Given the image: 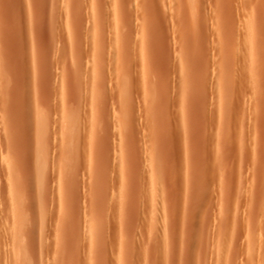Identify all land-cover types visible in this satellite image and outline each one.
<instances>
[{"label": "rangeland", "instance_id": "374dc122", "mask_svg": "<svg viewBox=\"0 0 264 264\" xmlns=\"http://www.w3.org/2000/svg\"><path fill=\"white\" fill-rule=\"evenodd\" d=\"M263 52L264 0H0V264H264Z\"/></svg>", "mask_w": 264, "mask_h": 264}, {"label": "bare ground", "instance_id": "6f19581e", "mask_svg": "<svg viewBox=\"0 0 264 264\" xmlns=\"http://www.w3.org/2000/svg\"><path fill=\"white\" fill-rule=\"evenodd\" d=\"M99 4H100V3H99ZM104 7H105V6H104ZM194 8H195V7H194ZM106 10H107V9H106ZM107 11H108V10H107ZM108 12H109V11H108ZM248 13H249V12H248ZM101 37H102V36H101ZM196 39H197V38H196ZM257 50H258V49H257ZM263 53H264V52H263ZM255 54H256V53H255ZM108 57H109V56H108ZM33 62H35V61H33ZM33 62H32V63H33ZM99 62H100V60H99ZM224 74H225V73H224ZM227 75H228V73H227ZM252 79H253V78H252ZM122 82H124V84H125V81H122ZM226 82H227V81H226ZM227 83H228V82H227ZM245 83H246V82H245ZM245 83H244V84H245ZM119 84H120V83H119ZM119 84H118V85H119ZM122 84H123V83H122ZM122 84H121V85H122ZM122 89H124V87H123ZM126 89H127V88H126ZM226 90H227V89H226ZM122 91H124V90H122ZM122 91H121V92H122ZM122 93L124 94V92H122ZM184 93H185V92H184ZM116 104H117V103H116ZM113 106H114V105H113ZM125 106H126V105H125ZM226 108H227V107H226ZM1 109H2V108H1ZM1 109H0V110H1ZM3 109H4V108H3ZM1 112H2V111H1ZM1 112H0V113H1ZM15 112H16V111H15ZM17 113H18V112H17ZM14 114H15V113H14ZM133 115H134V114H133ZM18 116H19V115H18ZM16 117H17V116H16ZM16 117H15V118H16ZM110 118H111V117H110ZM120 118H121V117H120ZM1 119H2V117L0 118V120H1ZM69 119H70V118H69ZM69 119H68L67 121L65 120L67 125H68V123H69L68 121H70V124H69V125H71V120H69ZM3 120H4V118L1 120V122H2ZM10 120H11V119H10ZM12 120H13V118H12ZM12 120H11V121H12ZM18 120H19V119H18ZM18 120H16V121H18ZM24 120H25V119H24ZM117 120H118V118H117ZM19 121H20V120H19ZM22 121H23V120H22ZM119 121H120V120H119ZM1 122H0V125H1ZM25 122H26V121H25ZM67 122H68V123H67ZM76 122H77V121H76ZM76 122H75V123H76ZM114 122H115V121H114ZM9 123H10L9 120H6L5 123H4V125H3V123H2V125H1L2 128H4L5 130H7L8 128H10V126H11L10 124H11V123H10V124H9ZM13 123H14V122H13ZM36 123H39V122L37 121ZM61 123H62V122H61ZM78 123H79V122H78ZM17 125H18V123H17ZM17 125H16V127H17ZM21 125H22V124H21ZM23 125H24V124H23ZM40 125H41V124H40ZM48 125H50V124H48ZM76 125H77V124H76ZM78 125H79V124H78ZM248 125H249V124H248ZM3 126H4V127H3ZM14 126H15V125H14ZM62 126H64V125H62ZM73 126H75L74 123H73ZM73 126H72V129H74ZM113 126H114V125H113ZM35 127H36V126H35ZM47 127H50V126H47ZM47 127H46V128H47ZM64 127H65V126H64ZM68 127H69V126H68ZM20 128H21V127H20ZM38 128H40V126H39ZM38 128L36 129L37 131H36V130H35V131L38 132V133H39V132L42 133ZM66 128H67V126H66ZM66 128H65V129H66ZM69 128H70V127H69ZM112 128H113V127H112ZM11 129H12V128H11ZM11 129H10V130H11ZM18 129H19V128H18ZM41 129H42V128H41ZM43 129H45V127H44ZM50 129H52V127H50ZM50 129H49V130H50ZM75 129H76V128H75ZM1 130H2V129L0 128V132H1ZM47 130H48V128H47ZM47 130L45 129L46 132H47ZM76 130H77V129H76ZM78 130H79V129H78ZM78 130H77V131H78ZM82 130H83V129H82ZM246 130H247V129H246ZM14 131H15V130H14ZM42 131H44V130H42ZM67 131H68V130H67ZM72 131H73V130H72ZM114 131H115V130H114ZM36 132H34V134H36ZM46 132H45V133H46ZM75 132H76V131H75ZM75 132H74V133H75ZM13 133H14V132H13ZM38 133H37V134H38ZM43 133H44V132H43ZM71 133H73V132H71ZM78 133H79V132H78ZM1 134H3V133H1ZM1 134H0V135H1ZM6 134H7V133H6ZM37 134H36V135H37ZM76 134H77V133H76ZM53 135H54V134H53ZM4 136H5V135H4ZM11 136H12V134H11ZM37 136H38V135H37ZM37 136H36V137H37ZM1 137H2V135H1ZM1 137H0V143H1V141H2V138H1ZM5 137H6V136H5ZM54 137H55V135H54ZM115 137H116V136H115ZM128 137H129V136H128ZM128 137H127V140L129 139ZM8 138H9V137H8ZM38 138H39V137H38ZM40 138H44V137H40ZM36 140H37V139H36ZM44 140H45V139H44ZM44 140H43V142H45ZM76 140H77V139H76ZM137 140H138V139H137ZM137 140H135V141H137ZM140 140H141V139H140ZM14 141H15V140H14ZM40 141H41V140H40ZM46 141H47V140H46ZM78 141H79V139H78ZM81 141H82V140H81ZM17 142L19 143V139H17ZM17 142L15 141V144L13 143V144H14L13 146H17V145H18ZM47 142H48V141H47ZM47 142H46V144H45L46 146H47V144H48ZM121 142H122V141H121ZM40 143H41V142H40ZM66 143L68 144V142H66ZM66 143H65V144H66ZM16 144H17V145H16ZM53 144H54V143H53ZM67 144H66L65 147H64L65 150L67 149L66 147H68ZM114 144H115V143H114ZM1 145H2V144H1ZM36 145H37V144H36ZM41 145H43V144H40V147H41ZM72 145H73L74 148L72 147ZM77 145H78V144H77ZM9 146H10V145H9ZM11 146H12V145H11ZM19 146H20V145H19ZM37 146H38V145H37ZM46 146H44V147H42V148H39L38 150H37L38 147H36L35 149L37 150V152H35V150H34V154L36 153L34 157L37 158L36 155H38V154H39V155H38V158H37L36 160L33 161V163L35 162V163H34V164H35L34 167H35L36 169H37V167H38V169H41V170H36L37 173L40 171V175H41V173H42V168L39 167V164H42V165H40V166H44L43 163L47 160V158L45 159V156H44V157L41 156L42 158L40 157V154L42 153V152H40V151H41V150H46V148H45ZM48 147H49V146H48ZM76 147H77V146H76ZM76 147H75L74 143L71 144V148H73V149H71V150L74 151ZM78 147H79V146H78ZM0 148L3 149L4 147H1V146H0ZM11 148H12V147H11ZM43 148H44V149H43ZM107 148H108V147H107ZM143 148H144V147H143ZM2 149H0V156H1V154H2V156H1L2 158H1L0 160L4 161V158H3V150H2ZM8 149H9V148H8ZM33 149H34V148H33ZM114 149H116V148H114ZM4 150H6V149H4ZM39 150H40V151H39ZM47 150H48V149H47ZM47 150H46V151H47ZM71 150L69 151L70 154H69L68 158H69V157L71 158L72 156H74L73 154H71ZM78 150H79V149H78ZM78 150H75V151L79 152L81 149H80L79 151H78ZM29 151H30V150H29ZM38 151H39V152H38ZM147 151H148V150H147ZM64 152H65V151H64ZM77 152H76V153H77ZM43 153H44V152H43ZM43 153H42V154H43ZM110 153H111V152H110ZM143 153H144V152H143ZM65 154H66V152H65ZM43 155H45V154H43ZM62 155H63V152H62ZM70 155H71V156H70ZM76 155H77V154H76ZM114 155H115V154H114ZM77 156H78V155H77ZM77 156H76V159H77ZM150 156H151V159H152V161H153V156H152V155H150ZM34 157H33V159H35ZM66 157H67V156H66ZM17 158H18V157H17ZM17 158H16V159H17ZM61 158H62V156H61ZM74 158H75V156H74ZM74 158L72 157V159H74ZM146 158L148 159V157H146ZM25 159H26V158H25ZM38 159H43V163H37V162H38ZM44 159H45V160H44ZM72 159H71V160H69V159L67 160L68 163L66 162V167H65V168H66V171H67V169H68V168H67V165H68V164H69V165H72V164H70V163H71V162H74V161H72ZM82 159H83V158H82ZM140 159H141V158H140ZM9 160H11V162H12V159H9ZM48 160H49V158H48ZM77 160H78V159H77ZM16 161H17V164H18V163H21L23 160L20 162V161H18V159H17ZM16 161L14 160L15 163L12 165V166L15 165L14 168H15L16 166H18V169H20L21 165H22V167L24 168V165H23V164L16 165ZM26 161H27V160H26ZM36 161H37V162H36ZM39 161L41 162V160H39ZM49 161H50V160H49ZM60 161H61V160H60ZM62 161H63V159H62ZM62 161H61V163H62ZM8 162H10V161H8ZM23 162L25 163V161H23ZM64 162H65V161H64ZM69 162H70V163H69ZM75 162H76V161H75ZM26 163H27V162H26ZM28 163H31V162H28ZM36 163H37L38 166L36 165ZM47 163H48V161H47ZM50 163H51V162H50ZM50 163H49V164H50ZM61 163H60V164H61ZM34 164H33V165H34ZM53 164H55V163H53ZM53 164L50 166V167H53V168H51V169H53V170H52V174H53V172L55 171V170H54V169H55V168H54L55 166H53ZM63 164H64V163H63ZM77 164H78V163H77ZM79 164H80V163H79ZM5 165L7 166L6 162L4 163V167H5ZM8 165H9V164H8ZM27 165H28V166H27ZM27 165H26V167L28 168L30 165H29V164H27ZM47 165H48V164H46V167H48ZM58 165H59V164H58ZM69 165H68V166H69ZM1 166H3V163H2V162H1ZM36 166H37V167H36ZM60 166H61V165H60ZM22 167H21V168H22ZM44 167H45V166H44ZM46 167H45V168H46ZM104 167H105V166H104ZM8 168H10V170H11L10 172H11V174L14 176L13 173H14L15 171H14L13 169H11V167H8ZM35 168H34V169H35ZM45 168H44V171H45ZM57 168H58V167H57ZM57 168H56V171H57ZM15 169H17V167H16ZM24 169H26V168H24ZM58 169H59V168H58ZM2 170H4V169L2 168ZM12 170L14 171L13 173H12ZM26 170H27V172H25ZM26 170H25V171L23 170L25 173H24V172H22V173H24V174L27 173L26 175H27V176H30V174L28 173V171L30 172L29 168L26 169ZM46 170H48V169H46ZM60 170L62 171V167H61ZM108 170H109V169H108ZM4 171H5V170H4ZM4 171H2V175L5 174ZM7 171H8V170H7ZM49 171H50V170H49ZM64 171H65V170H64ZM111 171H112V170H111ZM143 171H144V170H143ZM17 172H18V171H17ZM18 173H19V172H18ZM18 173H15V174L17 175ZM59 173H60V172H59ZM65 173H66V172H65ZM0 174H1V173H0ZM6 174H7V173H6ZM28 174H29V175H28ZM112 174H113V173H112ZM141 174H142V173H141ZM7 175L12 179V177H11L12 175H10L9 172H8ZM18 175L20 176V173H19ZM18 175H17V177H14V179H12V180H15V182H14V181H10V182L12 183V185H11V184L8 185L9 182H8L6 185L3 184V183H5L9 178H8V179L5 178V177H7L6 175H3V176L0 175V176L2 177L1 179L5 178V179H3V181L7 179L5 182L2 183V185L0 184V185L2 186L1 188H3V189L0 188V190H2V191H1L2 194L5 192L4 189H6L8 186H9V188H10V186H14V184H17L16 181H18V180H20V181H19L20 183L18 182L17 186L20 184L22 187H21V186H19V187L16 186V187H15V190L13 189L14 193H13V191H12V188H13V187L11 188L10 192H9V190H8L9 188H8V189H7V190H8L7 192H9V194H12V193H13L14 195H16V194H17L16 191L19 192L18 190L20 189V187H21V191H22V188H24V187L26 186V184L24 185V183H25L26 181H25L24 183H23V181L21 182V178H23L22 176H24V175H22L21 177H19L20 179L18 178ZM26 175H25V176H26ZM37 175H38V174H37ZM53 175L55 176V173H54ZM53 175H52V176H53ZM63 175H64V174H63ZM35 176H36V175H35ZM38 177H39V176H38ZM47 177H48V176H47ZM15 178H18V179H15ZM24 178H25V177H24ZM35 178H36V177H35ZM1 179H0V180H1ZM26 179L28 180L29 178L27 177ZM42 179H43V177H42ZM45 179H46V178H45ZM9 180H10V179H9ZM9 180H8V181H9ZM22 180H23V179H22ZM68 180H69V179H68ZM1 181H2V180H1ZM1 181H0V183H1ZM70 181H71V180H70ZM42 182H43V181H42ZM67 182H68V181H67ZM13 183H14V184H13ZM36 183H38V182H36ZM153 183H154V182H153ZM22 184H23L24 186H23ZM28 184H30V183H28ZM28 184H27V186H28ZM40 184H41V183H40ZM68 184H69V183H68ZM107 184H108V183H107ZM111 185H112V184H111ZM123 185H124V184H123ZM4 186H5V188H4ZM6 186H7V187H6ZM28 187H29V186H28ZM67 187H68V186H67ZM112 187H113V186H112ZM18 188H19V189H18ZM29 188H30V187H29ZM16 189H18V190H16ZM24 190H25V189H24ZM28 190H29V189H27V191H28ZM112 190H113V188H112ZM3 191H4V192H3ZM25 191H26V190H25ZM25 191H24V192H25ZM27 191H26V192H27ZM41 191H42V190H41ZM165 191H166V190H165ZM11 192H12V193H11ZM112 192H113V191H112ZM15 193H16V194H15ZM19 193H20V192H19ZM166 193H167V191H166ZM166 193H165V194H166ZM0 194H1V193H0ZM9 194H7V195H9ZM22 194H23V196H22L21 194H19L20 196H22L21 198H23V197L25 198L24 193H22ZM25 194H26V193H25ZM29 194H30V193H29ZM109 194H110V193H109ZM5 195H6V194H5ZM5 195L3 194L2 196L4 197ZM19 195H18V196H19ZM162 195H163V193L161 194L160 197H162ZM2 196H0V199H1ZM156 196H157V195H156ZM158 196H159V195H158ZM163 196H164V195H163ZM3 197H2V200L4 199ZM11 197H12V199L14 198L13 195H9V197H5V198H9V199H10ZM21 198H20V199H21ZM24 198H23V199H24ZM162 198H163V197H162ZM162 198H161V200H162ZM9 199H7V201H8ZM14 199H15V198H14ZM16 199L18 200V202H21V201L24 202V201H25V200H24V201H23V200L20 201V199H18V198H16ZM27 199H28V198H27ZM2 200H1V201H2ZM17 200H16V201H17ZM60 200H61V199H60ZM156 200H157V202H158V204H159L160 198L158 199V198L156 197ZM163 200H164V198H163ZM4 201H5V199H4ZM4 201H3V202H4ZM10 201H12V200H10ZM13 201H14V200H13ZM13 201H12V202H13ZM26 201H27V200H26ZM30 201H32V200H30ZM30 201H29V203H32V202H30ZM49 201H50V200H49ZM112 201H115V200L112 199ZM164 201H165V200H164ZM164 201H161L163 205H165L164 203L166 202V201H165V202H164ZM5 202H6V201H5ZM14 202H15V201H14ZM14 202H13V205H15ZM38 202H39V201H38ZM157 202H156V207H157V205H158ZM163 202H164V203H163ZM112 203H113V202H112ZM10 204H11V203H10ZM17 204L19 205V206H17V207H20L23 203H21V204L17 203ZM24 204H25V203H24ZM109 204H110V203H109ZM160 204H161V203H160ZM6 205H7V204H6ZM6 205H5V208L7 209V206H8L9 204H8L7 206H6ZM11 205H12V204H11ZM11 205H10V206H11ZM26 205H27V204H26ZM46 205H47V204H46ZM159 206H160V205H159ZM161 206H162V205H161ZM161 206H160V207H161ZM28 207H29V206H28ZM53 207H54V206H53ZM162 207H163V206H162ZM13 208H14V207H13ZM24 208H25V206H24ZM33 208H34V207H33ZM145 208H146V207H145ZM153 208H154V207H153ZM153 208H152V209H153ZM158 208H159V207H158ZM2 209H3V207H2ZM6 209H3L4 212L6 211ZM10 209H12V208H10ZM19 209H20L19 211H21L22 213H24L23 211H25V209H22V208H19ZM156 209H157V208H156ZM0 210H1V206H0ZM30 210H31V209H30ZM30 210H29V211H30ZM141 210H142V209H141ZM157 210H158V209H157ZM29 211H28V212H29ZM108 211H109V210H108ZM153 211H154V209H153ZM153 211H152V212H153ZM4 212H1V211H0L1 216H3L2 214H3ZM8 212H9V209L7 210V213L5 212V213L7 214L6 216H9V213H8ZM26 212H27V211H26ZM30 212H31V211H30ZM42 212H43V211H42ZM129 212H130V211H129ZM129 212H128V214H129ZM132 212H133V211H132ZM152 212H151V213H152ZM16 213H17V212H16ZM156 213H157V212H156ZM13 214H14V213H13ZM45 214H46V213H45ZM22 215H23V214H22ZM34 215H35V214H34ZM1 216H0V218H1ZM4 216H5V215H4ZM25 216H26V215L24 214V217H25ZM31 216H32V215H31ZM132 216H133V215H132ZM15 217H17V216H15ZM128 217H129V216H128ZM150 217H151V216H150ZM152 217H153V216H152ZM18 218H19V217H18ZM18 218H17V220H18ZM25 218H26V217H25ZM60 218H61V216H60ZM9 219H10V218H9ZM23 219H24V218H23ZM3 220H8V217H7L6 219H4V218H3V219H0V221H3ZM20 220H21V219H20ZM14 221H15V219H14ZM24 221H26V220L24 219ZM27 221H28V220H27ZM27 221H26V222H27ZM132 221H133V220H132ZM3 222H4V221H3ZM21 222H22V221H21ZM31 222H32V221H31ZM5 223H6V222H5ZM5 223H3V225H5V227H8V225L5 224ZM7 223L9 224V220H8ZM16 223H17V222H16ZM50 223H51V222H50ZM62 223H63V222H62ZM84 223H85V222H84ZM126 223H127V222H126ZM11 224H12V223H11ZM17 224H18V223H17ZM19 224H21V223H19ZM44 224H45V222H44ZM46 224H47V223H46ZM137 224H138V223H137ZM137 224H136V225H137ZM158 224H159V223H158ZM3 225H2V222H1V226H3ZM6 225H7V226H6ZM9 225H10V224H9ZM13 225L15 226L16 224L13 223ZM28 225H29V223H28L27 225H24V224H23V226H24V227L26 226V228L28 227ZM138 225H139V224H138ZM138 225H137V226H138ZM16 226H17V225H16ZM165 226H166V225H165ZM165 226H163V227H165ZM20 227H21V226H20ZM135 227H136V226H135ZM157 227H158V226H157ZM159 227H160V226H159ZM8 228H9V227H8ZM10 228L13 229V228H16V227H13V228L10 227ZM106 228H107V227H106ZM2 229H4V230H3L1 233H3V232L5 231V232H7V234L4 233V234L2 235V234L0 233V234H1V235H0V244L2 243V246H3V241H4V243H5L4 245H5V248H6V245H7V247H8V244H12L13 241H14V244H13V245L16 246L15 244H16L17 242H15L14 238H13V241H12V240L10 241V242H12V243L9 242L8 244H6V243L10 240V238L8 237V236H10V234H9L8 232H10V233L12 232V236H13V237H14V232H13V231H10V230H8V229H6V228H1V227H0V230H2ZM5 229H6V230H5ZM27 229H28V228H27ZM44 229H46V228H44ZM113 229H114V228H113ZM7 230H8V231H7ZM22 230H23V228H22ZM130 230H131V228H130ZM135 230H136V229H135ZM14 231H15V230H14ZM16 231H18V230H16ZM16 231H15V234H16ZM18 232H19V231H18ZM18 232H17V233H18ZM21 232H22V231H20V233H21ZM112 232H113V231H112ZM26 233H27V232H26ZM26 233H25L24 236H26ZM30 233H31V232H30ZM83 233H84V232H83ZM158 233H159V232H158ZM62 234H63V233H62ZM77 234H78V233H77ZM81 234H82V233H81ZM81 234H80V235H81ZM92 234H93V233H92ZM106 234H107V233H106ZM257 234H259V233H257ZM18 235H20V234H18ZM21 235H22V234H21ZM111 235H112V234H111ZM1 236H2V237H1ZM92 236H93V235H92ZM108 236H109V234H108ZM17 237H18V236H16V238H17ZM40 237H41V236H40ZM7 238H8V241L6 242L5 240H7ZM11 238H12V237H11ZM22 238H24V237L22 236ZM92 239H93V238H92ZM18 240H19V242L21 243L22 241H20V240H24V239H18ZM59 240H60V239H59ZM151 240H152V239H151ZM16 241H17V240H16ZM40 241H41V240H40ZM43 241H44V240H43ZM30 242H31V241H30ZM45 242H46V241H45ZM27 244H28V243H27ZM13 245H12V247H13ZM76 245H77V244H76ZM78 245H79V244H78ZM2 246L0 247V249H2V248L4 247V246H3V247H2ZM17 246H19V244H18ZM111 246H112V245H111ZM12 247H11V245H10V247H9V251H8V252H10V249H11V251H12ZM21 247H22V245H21ZM24 247H25V246H24ZM122 247H123V245H122ZM5 248H4V249H5ZM13 248H14V247H13ZM18 248H19V247H18ZM18 248H15V251H17L16 249H18ZM25 248L27 249V246H26ZM23 249H24V248H23ZM26 249H25V250H26ZM31 249H32V248H31ZM121 249L123 250V251H122L123 253H121V254H122V255H125V254H127L125 251L128 250L129 248L127 249V246L124 245V247L121 248ZM130 249H133V247H130ZM6 250H7V249H5V251H6ZM18 250H19V249H18ZM25 250H24V251H25ZM80 251H81V250H80ZM119 251H120V250H119ZM17 252H18V251H17ZM17 252H14V253H17ZM43 252H44V251H43ZM21 253H24V252H21ZM51 253H52V252H51ZM124 253H125V254H124ZM8 254L11 255V253H8ZM59 254H60V253H59ZM119 254H120V252H119ZM149 254H150V253H149ZM0 255H2V252H1ZM4 255H5V254H4ZM10 255H7V256H9V257H8V260H9V258H10ZM44 255H46V254H44ZM116 255H117V254H116ZM19 256H20V255H19ZM27 257H28V256H27ZM63 257H64V256H63ZM1 258H2V257H1ZM12 258H13V257H12ZM21 258H24V257H21ZM28 258H29V257H28ZM6 259H7V257L5 256V260H6ZM17 259H18V258H17ZM24 259H26V258H24ZM24 259H23V260H24ZM64 259H65V258H64ZM0 260H1V259H0ZM18 260H19V259H18ZM6 261H7V260H6ZM12 261H14V258H13ZM117 261H118V260H117ZM3 262H4V261H3ZM18 262H19V261H18ZM26 262H27V261H26ZM46 262H47V261H46ZM15 263H16V262H15ZM6 264H7V262H6ZM20 264H21V262H20ZM23 264H25V263L23 262Z\"/></svg>", "mask_w": 264, "mask_h": 264}]
</instances>
